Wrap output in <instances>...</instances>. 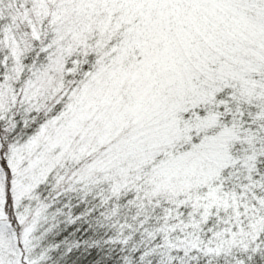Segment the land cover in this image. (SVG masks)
Instances as JSON below:
<instances>
[{"label":"snow or ice","instance_id":"6c2138e0","mask_svg":"<svg viewBox=\"0 0 264 264\" xmlns=\"http://www.w3.org/2000/svg\"><path fill=\"white\" fill-rule=\"evenodd\" d=\"M69 194L111 264H264V0H0V264Z\"/></svg>","mask_w":264,"mask_h":264},{"label":"trees","instance_id":"16d2710c","mask_svg":"<svg viewBox=\"0 0 264 264\" xmlns=\"http://www.w3.org/2000/svg\"><path fill=\"white\" fill-rule=\"evenodd\" d=\"M46 195L56 197L51 186ZM55 207L62 208L65 215L56 219V228L44 241L46 248L59 245L51 254V264H111L109 256L112 251L106 243L111 238V232L98 222L105 211L99 207V201L92 197L85 201L76 194H69L56 200Z\"/></svg>","mask_w":264,"mask_h":264}]
</instances>
